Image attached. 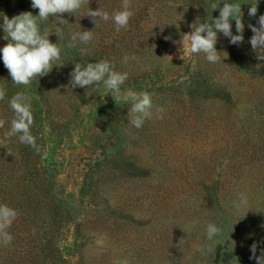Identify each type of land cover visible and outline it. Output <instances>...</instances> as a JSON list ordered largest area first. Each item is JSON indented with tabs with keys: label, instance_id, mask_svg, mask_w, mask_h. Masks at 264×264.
I'll use <instances>...</instances> for the list:
<instances>
[{
	"label": "rangeland",
	"instance_id": "obj_1",
	"mask_svg": "<svg viewBox=\"0 0 264 264\" xmlns=\"http://www.w3.org/2000/svg\"><path fill=\"white\" fill-rule=\"evenodd\" d=\"M19 1L0 0V17L27 11ZM214 2L223 6V0H131L129 36L152 55L117 70L128 72L121 92H149L162 119L131 126L130 102L114 100L102 83L71 87L67 70L74 63L61 77L54 68L45 76L48 108L33 111V125L42 128L32 134L59 165L43 184L47 195L32 186L41 264H215L224 242L228 252L249 237L264 247V60L251 48L248 27L258 26L264 0L255 17L248 15L255 0H228L241 4L244 41L233 45L218 32L221 60L209 63L180 41L197 18L219 16ZM110 24L100 21L87 63H112ZM162 27L167 34L153 40ZM3 35L0 28V47L7 43ZM12 84L0 59V87ZM23 93L40 105L37 94ZM4 111L11 120L12 111ZM153 138L161 140L158 150ZM32 154L35 161L39 153ZM241 193L248 205L237 208ZM226 216L231 222L209 240L207 225ZM240 256L228 264H256L251 255Z\"/></svg>",
	"mask_w": 264,
	"mask_h": 264
},
{
	"label": "clouds",
	"instance_id": "obj_2",
	"mask_svg": "<svg viewBox=\"0 0 264 264\" xmlns=\"http://www.w3.org/2000/svg\"><path fill=\"white\" fill-rule=\"evenodd\" d=\"M221 3H212L213 10L219 9V16L211 19L210 22H201L197 18L189 25L191 31L182 36L180 43L182 46L190 44L189 51L193 54L203 53L209 63H217L221 60L220 52L216 49L217 33H222L224 37L229 38L233 45L243 43L244 23L242 22L241 4L223 0ZM258 0L250 4L248 15L255 17L257 15ZM89 0H31V7L38 9V15H33L30 11L21 12L9 18L3 14L0 17L3 29V39L7 43L0 47V59L4 67L8 70L11 81L15 85H29L33 79L47 76L61 58L62 42L64 40L63 27L57 26L54 32L47 28L41 30L40 22L47 21L49 17L54 18L56 25L65 26L68 21L63 18V14L74 15L76 12L85 9L81 16H87L98 26L99 21H111L116 30L128 26L129 20L133 15L131 11V0H121L120 7L111 13L99 7L96 10L91 9ZM80 16V17H81ZM231 20L235 21L236 35L232 32ZM257 25L249 24L253 35L250 37L251 48L257 53L258 60H264V14L259 15ZM55 34L58 37L57 43H52L49 36ZM93 30H80L73 32L67 44L68 47H75L77 42L88 44L93 40ZM135 60V56L125 55L122 63L127 64L129 60ZM258 65L257 67H259ZM70 84L72 88L90 87L93 84H103L104 88L113 93V98L122 99L130 102L128 109V123L139 129L146 120L163 118V108L154 106L151 94L147 91L135 92L127 88L121 92V86L128 79V72L115 70V65L107 59L94 63L82 65L75 63L73 71L70 73ZM6 99V89L0 87V101ZM13 116L10 120V127L0 136V145H5L12 137H17L21 144L31 146L40 153V146L36 143V138L31 132L34 123L33 112L31 109L30 98L23 92H16L8 100ZM5 127V120L0 119V129ZM8 154L11 152L8 151ZM248 205L247 196L243 193L235 207H245ZM18 216L17 211L7 204L0 203V245L7 246L13 240L9 229ZM216 225L209 223L207 225V237L211 240L220 233ZM260 242H253L250 246V259L256 261V264H264V247L257 250ZM123 264H127L126 261Z\"/></svg>",
	"mask_w": 264,
	"mask_h": 264
},
{
	"label": "trees",
	"instance_id": "obj_3",
	"mask_svg": "<svg viewBox=\"0 0 264 264\" xmlns=\"http://www.w3.org/2000/svg\"><path fill=\"white\" fill-rule=\"evenodd\" d=\"M121 0H89V7L93 10L99 8V5L105 11L111 13L112 11L118 9L120 7ZM19 4L23 7H27V11L32 12L33 15H38L39 10L33 9L31 7V0H20ZM86 10L82 9L81 11L76 12L74 15H69L67 13L63 14V18L68 21V24L65 26L56 25L54 23V18L49 17L47 21L40 22L41 30L47 28L49 31L54 32L57 28L63 27L64 40L62 43L61 49V58L60 61L57 62L58 65L54 64V74H58L60 77L64 72L66 64H73L71 68H68L67 75L73 71L75 63L84 64L87 63L91 52L85 51L89 47L93 46L94 38L98 39L99 32L96 28L100 25V21L98 22V26H91L93 22L87 16H81L82 12ZM81 16V17H80ZM131 19V18H130ZM109 28L111 27L112 36L110 43V53L107 52V55L110 56L112 63L115 65V70L125 69L127 64L122 63V58L125 55L135 56L136 58H142L145 55H152V52H145L143 43L135 44L130 38V29H128L131 25L129 20L128 26L126 28H121L119 31L116 30L113 23L110 21ZM80 30H93L94 37L93 40L88 44H80L77 42L75 47H68L67 44L70 40V36L73 32ZM109 30V31H110ZM167 31L162 27L155 39H159L162 36H165ZM49 39L52 43L58 42V37L53 33L49 36ZM87 55V58L84 56ZM130 61V60H129ZM128 61V62H129ZM61 63V64H59ZM10 77V75H9ZM46 77H38L37 79H33L29 85H15L14 83L11 85L3 86L6 89V99L4 101H0V118L5 120V115L7 114L4 110H10L8 100L13 96L16 92H25V90L29 89L30 92H33L34 95L41 98L40 105L32 106L33 102L30 100L31 109L33 111H37L40 107L42 109L48 108V91L47 84L45 81ZM65 80V79H64ZM54 83V82H53ZM63 87V84L59 81L57 83V87ZM50 89V87H49ZM34 102L37 100H33ZM36 103V102H35ZM10 127V120H5V127L0 129V136L3 135L5 131H7ZM42 128L41 125H32L31 132L34 133L39 131ZM159 137V134L156 137ZM36 138V137H35ZM154 141L153 149L158 150L161 144V140L157 138H153ZM36 143L38 144V138H36ZM166 146H170V143L167 142ZM162 148V146H161ZM8 151L12 153L8 154ZM33 148L31 146L21 144L18 141L17 137H12L8 140L5 145H0V203H4L14 208L18 216L16 220L13 222L11 228L9 229L11 235L13 236V240L7 246L0 245V264H41L43 259V255L39 251V245L42 241H40V229L35 225L36 224V215H37V206L33 203H30V198L35 199L38 195L34 194V188H39L42 194L47 195L46 188H44V183H47L51 180L48 179L50 177L49 172L51 170L56 169L57 165H59L58 161L54 156L48 158L46 152L40 151L38 156H36L35 161L33 159L32 154ZM250 151V150H249ZM158 155L157 153H154ZM255 153L251 152L245 159H252ZM166 161L169 160V156H165ZM37 162V165L34 162ZM264 191V186H263ZM61 196V195H60ZM61 196V200L63 201ZM263 199V198H261ZM38 205V201L37 204ZM231 222L228 216L225 217L224 221L214 220V225H216L219 229L222 228L223 224ZM227 225V224H226ZM221 231L218 235H215L214 238L219 237ZM252 241L250 237L248 240L244 241V244L238 248L239 251L232 250L228 252L227 242H224L223 249H219L214 253V263L215 264H228L235 263L236 261H240V255L245 253L247 255H251L250 246L252 245ZM259 248L257 250V255H259ZM40 250H42L40 248ZM244 255V254H243ZM236 257V258H232Z\"/></svg>",
	"mask_w": 264,
	"mask_h": 264
}]
</instances>
